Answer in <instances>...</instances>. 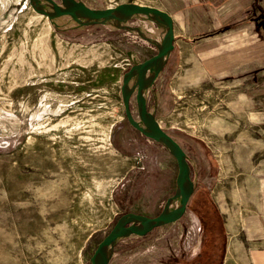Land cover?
Listing matches in <instances>:
<instances>
[{"label":"rangeland","instance_id":"rangeland-1","mask_svg":"<svg viewBox=\"0 0 264 264\" xmlns=\"http://www.w3.org/2000/svg\"><path fill=\"white\" fill-rule=\"evenodd\" d=\"M200 1L193 22L188 7L176 22L144 94L185 154L190 195L175 220L113 241L107 264H188L203 211L216 226L209 264H264V0H244L232 23L235 5ZM40 6L52 10L0 0V264H94L121 215L155 214L177 186L174 156L121 101L123 75L156 50L159 23L144 12L77 23ZM129 105L139 118L134 92Z\"/></svg>","mask_w":264,"mask_h":264},{"label":"water","instance_id":"water-1","mask_svg":"<svg viewBox=\"0 0 264 264\" xmlns=\"http://www.w3.org/2000/svg\"><path fill=\"white\" fill-rule=\"evenodd\" d=\"M52 10H47L43 7H38V10L45 12L48 17L57 14H68L75 22L85 23L97 20H106L115 13H119L123 17L138 14L141 12L160 15L163 21V35L164 42L157 46L156 50L149 56L135 62L130 69L126 71L122 78L121 101L123 105L124 115L128 122L137 128L142 133L149 137L159 139L160 141H167L166 144L170 153L174 156L176 164L178 165L177 186L170 196H167L162 204L161 209L155 214L144 213H129L130 215H121L114 223V225L103 235L98 241L94 259V264H107L110 245L118 238L127 236L133 233H141L148 227L156 224L172 221L179 217L185 207L186 199L190 192L189 179V164L182 151L179 143L157 122L153 115L152 108H148L144 102V94L148 81L143 80L142 76L148 65L161 57L163 60L172 48V18L171 15L163 8L147 3L119 1L112 5L105 6H89L81 3L79 0H68L64 4H59L56 0H48ZM131 73V80L129 85L125 87L128 81V76ZM156 74V69L153 78ZM134 92V100L137 108L139 118H135L132 114L129 105V95ZM176 195L180 196L179 202L175 205H169V198ZM128 221L126 226L123 223ZM120 223V225H119Z\"/></svg>","mask_w":264,"mask_h":264},{"label":"crops","instance_id":"crops-1","mask_svg":"<svg viewBox=\"0 0 264 264\" xmlns=\"http://www.w3.org/2000/svg\"><path fill=\"white\" fill-rule=\"evenodd\" d=\"M225 1H227L228 4L236 6V9L231 12L232 16H231V19L228 20V23H232L233 21H237L238 18H240V17H238L239 16L238 12L240 10L239 6H240V4H243L244 0H225ZM201 4H202V1H200V0H189L188 3L186 1L178 0V8L175 5H174L173 9L166 8V7L163 8L171 15V18H172V33H173L172 47H173V44L175 42V35H176V33L174 31V26H175L177 21L182 22L184 9H186V7L189 8V21L193 22V19H194V16L192 14L193 8L197 7L198 5H201ZM255 5L259 9V12L261 13L263 10L261 3H257ZM167 55H166V57H167ZM154 117H155V115H154ZM155 118L158 122V118L157 117H155ZM144 135L146 136V134H144ZM154 139H156V138H152V140H154ZM162 143L166 147V149L168 150V148L164 144V142H162ZM175 188L172 190V193L175 190ZM190 192H191V190H190ZM190 192H189V195H190ZM189 195H188V197H189ZM188 197H187V199H188ZM187 199H186V201H187ZM212 200L215 201L213 197H212ZM209 202H210V206L216 208L217 217H218V219L221 220L222 214H220V210L218 209L217 204L212 203V201H209ZM185 204H186V202H185ZM139 213L148 214V212L144 211V210H140ZM203 214H204V212H203ZM196 217L198 220L197 221L198 222V231L196 229L195 233H193V232H192V234L190 233V235H188V237L190 238V242L195 241V238L197 239V242H196L197 247L193 250L192 253L190 252L191 254H189V256L186 258L187 260L185 259V262H187L188 264H209L206 262V259H207V257H210V259L213 260V249L214 248L212 247V243L213 242L216 243V234L214 233L215 231L209 230L210 225L209 226L206 225L205 222L201 218L198 217V215H196ZM203 219L206 220L205 217H203ZM220 226L221 227L223 226L225 228L226 227L225 221H222ZM225 233H226V228H225ZM224 237H225V235H224ZM189 238H188V240H189ZM197 253L200 257H198ZM210 263H212V261H210Z\"/></svg>","mask_w":264,"mask_h":264},{"label":"bare ground","instance_id":"bare-ground-1","mask_svg":"<svg viewBox=\"0 0 264 264\" xmlns=\"http://www.w3.org/2000/svg\"><path fill=\"white\" fill-rule=\"evenodd\" d=\"M152 17H154L158 21V23H159V37L160 38L158 40H156L157 41L156 43H157V46H160L164 42L162 17L160 15H152ZM121 18H123L122 15H120L119 13H115V14L111 15L110 17H108L105 21H109L111 23H119ZM160 60H161V57L158 58V59H155L154 61H152L148 65V67L145 69L146 72L144 71V73H143V76H142L143 80L148 81V80H151L153 78L154 71H155L157 65L159 64ZM130 80H131V75L128 76V81L126 82L125 87H127L129 85ZM163 142H164L165 145L166 144L168 145V142L167 141H163ZM179 199H180V196L179 195H176L174 197H170L169 198V205L172 206V205L177 204L179 202ZM119 225H120V223H119ZM95 263H96V261H95Z\"/></svg>","mask_w":264,"mask_h":264},{"label":"flooded vegetation","instance_id":"flooded-vegetation-1","mask_svg":"<svg viewBox=\"0 0 264 264\" xmlns=\"http://www.w3.org/2000/svg\"><path fill=\"white\" fill-rule=\"evenodd\" d=\"M209 211L212 212V213H214V217H217V214H216V208L210 206V207H209ZM203 212H204V211H203ZM203 212L199 214V218H201L202 220H203V217H205V214H203ZM207 215H208V214H206V217H207ZM217 218H218V217H217Z\"/></svg>","mask_w":264,"mask_h":264},{"label":"trees","instance_id":"trees-1","mask_svg":"<svg viewBox=\"0 0 264 264\" xmlns=\"http://www.w3.org/2000/svg\"><path fill=\"white\" fill-rule=\"evenodd\" d=\"M210 228L214 229L213 231L216 230V226H215V228H214L213 225H210ZM215 245H216V243L213 242V243H212V247L215 248ZM214 257H215V252L213 251V258H214ZM210 261H212V259H210V257H207L206 262H207V263H210Z\"/></svg>","mask_w":264,"mask_h":264}]
</instances>
